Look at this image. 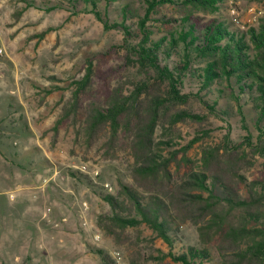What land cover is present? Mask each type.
I'll list each match as a JSON object with an SVG mask.
<instances>
[{"label": "rangeland", "instance_id": "rangeland-1", "mask_svg": "<svg viewBox=\"0 0 264 264\" xmlns=\"http://www.w3.org/2000/svg\"><path fill=\"white\" fill-rule=\"evenodd\" d=\"M125 5L130 12L126 23L139 35L137 22L144 16L140 0H0V47L4 48L0 55V264H107L105 256L113 264H181L169 256L170 248L155 239L146 224L117 229L115 234L101 227L102 220L113 216L104 196L121 201L122 186L134 187L133 158L127 149L106 157L102 144L108 134L90 145L79 134L80 122L62 119L71 83L83 77L87 59L94 55L95 98L105 99L108 93L102 84L107 73L116 74L112 85H124L126 93L146 80L132 65L122 73L118 67L125 63L124 53L99 56L121 44L124 36L106 29L90 10L95 7L110 23L122 22ZM182 15L171 4L161 6L148 23L152 39L168 34L171 25L175 28L158 19ZM197 15L225 20L232 28L247 31L264 20V0H223L215 15ZM178 60L175 54L170 62ZM147 81L149 88L140 98L145 106L165 94L158 81ZM221 85L200 89L191 74L184 79L182 91L190 95L188 103L170 102L160 110L155 141L168 145H162L163 154L182 151L204 133L187 150L192 164L199 167L204 149L225 144L226 136L232 145L243 141L247 132L238 105L223 88L227 83ZM204 101L216 103V112ZM240 104L255 136L256 110L248 91ZM184 112L197 118L174 123L176 115ZM245 151L243 146L236 155L245 157ZM247 152V165L241 166L244 175L263 177L264 158ZM185 167L179 168L181 175ZM236 194L245 197V189L239 187ZM124 204L127 209L132 206L128 200ZM177 235L173 252H180L182 245L204 247L191 225H182Z\"/></svg>", "mask_w": 264, "mask_h": 264}, {"label": "trees", "instance_id": "trees-1", "mask_svg": "<svg viewBox=\"0 0 264 264\" xmlns=\"http://www.w3.org/2000/svg\"><path fill=\"white\" fill-rule=\"evenodd\" d=\"M140 1L144 16L137 22L139 35H134L126 23L128 5L123 7L122 22L110 23L95 7L90 12L106 29H116L124 36L121 44L99 56L124 53L125 63L118 67L122 73L132 65L146 80L126 93L124 85H112L118 79L116 74L107 73L102 84L108 93L105 99L95 98L98 90L94 55L87 59L83 77L72 81L71 95L63 106L62 119L80 122L79 134L83 133L86 143H97L108 134L102 144L106 157H114L118 149H127L133 158L134 187L122 186L121 201L112 195L104 196L113 216L100 225L115 234L117 229L146 224L156 234L155 239L170 248L169 256L181 264H264V176L249 179L241 167L247 165V151L264 158V20L258 27L240 31L225 20H205L197 15H215L221 11L223 0ZM165 4L177 7L183 15L158 19L175 24V28L171 25L168 34L154 40L148 23ZM175 54L179 60L170 62ZM190 74L199 81L200 89L227 83L223 88L237 103L247 132L237 146L226 136L225 144L204 149L199 167L192 164L187 150L206 134H200L182 151L174 149L166 154L162 153L166 142L155 141L161 108L170 102L188 103L190 95L183 93L182 86ZM152 78L165 89V94L145 106L140 98L149 88L147 80ZM247 91L256 110L255 136L246 125L240 104ZM204 103L216 112V103ZM187 118L197 116L180 113L174 123ZM243 146L247 156H237ZM183 165L186 167L181 175L179 168ZM241 186L245 197L236 194ZM126 200L132 204L130 209L121 205ZM182 225L195 227L204 247L182 245L180 252H173ZM104 258L107 264H113L108 256Z\"/></svg>", "mask_w": 264, "mask_h": 264}, {"label": "built area", "instance_id": "built-area-1", "mask_svg": "<svg viewBox=\"0 0 264 264\" xmlns=\"http://www.w3.org/2000/svg\"><path fill=\"white\" fill-rule=\"evenodd\" d=\"M0 42H1V37H0ZM4 53V48L0 47V55H2Z\"/></svg>", "mask_w": 264, "mask_h": 264}, {"label": "crops", "instance_id": "crops-1", "mask_svg": "<svg viewBox=\"0 0 264 264\" xmlns=\"http://www.w3.org/2000/svg\"><path fill=\"white\" fill-rule=\"evenodd\" d=\"M2 253H5V252H2Z\"/></svg>", "mask_w": 264, "mask_h": 264}]
</instances>
